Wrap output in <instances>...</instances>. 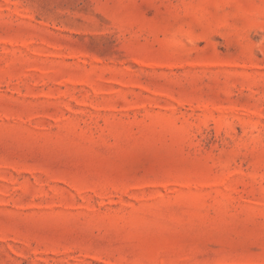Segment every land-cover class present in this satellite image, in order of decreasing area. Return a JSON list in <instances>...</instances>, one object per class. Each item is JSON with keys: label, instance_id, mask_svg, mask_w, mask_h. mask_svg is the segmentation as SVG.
Here are the masks:
<instances>
[{"label": "rangeland", "instance_id": "obj_1", "mask_svg": "<svg viewBox=\"0 0 264 264\" xmlns=\"http://www.w3.org/2000/svg\"><path fill=\"white\" fill-rule=\"evenodd\" d=\"M0 264H264V0H0Z\"/></svg>", "mask_w": 264, "mask_h": 264}]
</instances>
